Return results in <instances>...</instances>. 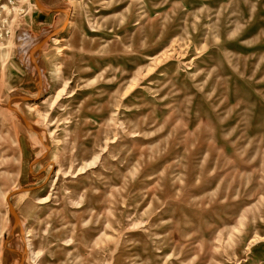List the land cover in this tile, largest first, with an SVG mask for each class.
Segmentation results:
<instances>
[{
  "label": "rangeland",
  "instance_id": "1",
  "mask_svg": "<svg viewBox=\"0 0 264 264\" xmlns=\"http://www.w3.org/2000/svg\"><path fill=\"white\" fill-rule=\"evenodd\" d=\"M0 16V264H264V0Z\"/></svg>",
  "mask_w": 264,
  "mask_h": 264
},
{
  "label": "built area",
  "instance_id": "2",
  "mask_svg": "<svg viewBox=\"0 0 264 264\" xmlns=\"http://www.w3.org/2000/svg\"><path fill=\"white\" fill-rule=\"evenodd\" d=\"M15 3V0H0V13L5 10L7 7H11L13 4ZM7 19L6 18H2L0 16V26L4 27L7 26ZM5 34V33H4ZM2 35V33L0 32V36Z\"/></svg>",
  "mask_w": 264,
  "mask_h": 264
},
{
  "label": "bare ground",
  "instance_id": "3",
  "mask_svg": "<svg viewBox=\"0 0 264 264\" xmlns=\"http://www.w3.org/2000/svg\"><path fill=\"white\" fill-rule=\"evenodd\" d=\"M67 13H68V12H67ZM70 25H71V21H70V20H66V22H65V24H64V29H65L66 27H69ZM68 31H69V30H68ZM37 47H38V45H37L36 47L33 48V51H34ZM57 68H58V67H57ZM33 69H34V68H33ZM19 99L26 100L25 97H19ZM25 124L27 125L26 122H25ZM27 126H29V125H27ZM29 127H30V126H29ZM31 127H32V126H31ZM34 130H36V128H34ZM12 219H13L15 225H16L15 231H17V230H18V225H17V222H16V219H15V216H14V215H13ZM27 244H29V243H27Z\"/></svg>",
  "mask_w": 264,
  "mask_h": 264
}]
</instances>
